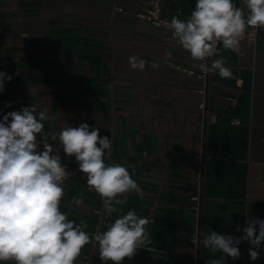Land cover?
<instances>
[{"label": "crops", "instance_id": "obj_1", "mask_svg": "<svg viewBox=\"0 0 264 264\" xmlns=\"http://www.w3.org/2000/svg\"><path fill=\"white\" fill-rule=\"evenodd\" d=\"M148 3L0 0V71L12 77L0 93V121L23 107L34 108L37 118L46 112L38 134L42 145L50 144L63 162L78 169L61 185L60 210L76 224L83 221L90 236L106 231L128 211L149 220L145 227L152 243L122 264H193L196 256L198 264L218 259L264 264V242L255 261L246 240L236 260L201 243L211 231L240 238L249 222L264 220L262 30L255 42L241 41L240 53L220 44L212 61L225 57L233 78L209 73L206 84L187 73L197 63L177 40L167 41L173 39L171 32L113 13L115 7L141 11ZM233 4L247 15L244 0ZM161 5L162 16L187 20L196 0H161ZM130 56L145 60L146 67L131 68ZM153 62L159 67L152 68ZM8 102L11 107H5ZM82 123L109 138L105 163L126 166L142 190V198L134 191L115 197L117 210L111 215L89 189L75 156L65 154L59 142L63 127ZM85 257L90 264H113L100 259L94 240L75 264Z\"/></svg>", "mask_w": 264, "mask_h": 264}, {"label": "clouds", "instance_id": "obj_2", "mask_svg": "<svg viewBox=\"0 0 264 264\" xmlns=\"http://www.w3.org/2000/svg\"><path fill=\"white\" fill-rule=\"evenodd\" d=\"M244 3L247 15L243 8L234 6L233 0H196L195 10L187 20L172 17L168 27L173 39L193 61L201 62L203 73L233 78L225 57L213 60L210 67L204 62L216 54L217 43H222L224 50L240 53L246 31L264 27V0H244ZM166 56L171 58L172 53L166 52ZM146 64L136 56L129 57L133 69L143 70ZM151 67L156 69L159 65L153 62ZM11 79L0 71V93L5 90V81ZM5 107H11V102ZM34 113V108L23 107L3 115L0 121V261L75 264L84 246L94 240L102 261L122 264L124 258H132L139 248L151 244L145 227L149 220L138 217L135 211H128L106 231L91 236L83 230V221L76 224L68 219L60 210L64 196L61 184L68 174L60 156L52 154L50 144L44 143V150L38 151L37 134L44 129L42 121L47 116L45 111L39 113V118ZM58 138L63 152L70 157L74 155L79 170L87 174L89 189L103 199L108 215L117 210L112 202L118 195L134 191L143 197L126 166L105 163L103 157L105 150L111 149V141L101 137L99 129L90 130L87 123L65 126ZM115 202L124 204L125 200ZM243 233L235 238L211 231L201 243L213 253L220 251L236 260L241 256L238 246L246 240L251 246L249 258L255 261L264 242V220L249 222ZM208 264H224V259L210 260Z\"/></svg>", "mask_w": 264, "mask_h": 264}, {"label": "built area", "instance_id": "obj_3", "mask_svg": "<svg viewBox=\"0 0 264 264\" xmlns=\"http://www.w3.org/2000/svg\"><path fill=\"white\" fill-rule=\"evenodd\" d=\"M114 15L115 14H125L129 17H131L132 19H134L137 22H145V23H149L155 27H159V28H163L169 32H171V30L168 27V24H170L171 20H169L168 18L162 16V5H161V0H149L148 6L147 8L141 10V11H132V12H128L125 11L123 8L121 7H115L114 8ZM261 29L262 30V39H261V44L264 45V27H258V28H250L246 31V33L244 34L243 38L241 41L243 40H249L252 42H255L256 40V35H257V30ZM167 41L171 42V41H175L174 39H167ZM222 43H217L216 44V48L218 49L219 45ZM212 57H209L206 59V61L204 63H206L209 67L211 65V61H212ZM197 63V68L195 70H189L187 71V73L189 75H195L196 77H198L199 79H202L206 84L208 83V79H209V73H203L199 67V64L201 62L196 61ZM207 106V102L206 99L200 104V108L201 110H205ZM234 124H239L240 121L235 119L233 120ZM37 144H38V151H43L44 147L40 141L39 135L37 134ZM53 155H59L56 151H53L52 153ZM60 156V155H59ZM61 158V157H60ZM61 164L62 166H64L66 172H67V178L62 182V184H64L66 181H68L69 179L73 178L74 176H76L78 174V169L76 167H71L70 165L66 164L65 162H63L61 160ZM61 184V185H62ZM193 243L196 245H198V238L195 237L193 240ZM82 264H90V260L88 257H85L82 261ZM193 264H198V258L196 256V258L193 261Z\"/></svg>", "mask_w": 264, "mask_h": 264}]
</instances>
